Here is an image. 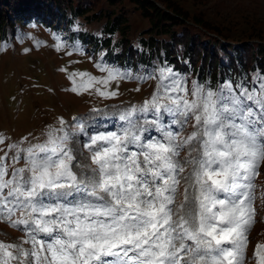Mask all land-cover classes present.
<instances>
[{"label": "snow or ice", "instance_id": "snow-or-ice-1", "mask_svg": "<svg viewBox=\"0 0 264 264\" xmlns=\"http://www.w3.org/2000/svg\"><path fill=\"white\" fill-rule=\"evenodd\" d=\"M98 69L104 78L69 74V91L115 98L108 85L132 79H156L157 88L120 113V131L90 133L74 118L78 132L70 133L61 118L43 143L9 145L11 158L0 156V222L24 239L0 243V264H245L253 181L264 164V73L250 89L225 82L213 90L197 82L189 88L166 64L135 78ZM188 124L187 136L170 127ZM151 129L159 137L145 139ZM75 136L87 137L83 161L69 147ZM254 259L264 264V246Z\"/></svg>", "mask_w": 264, "mask_h": 264}, {"label": "rangeland", "instance_id": "rangeland-1", "mask_svg": "<svg viewBox=\"0 0 264 264\" xmlns=\"http://www.w3.org/2000/svg\"><path fill=\"white\" fill-rule=\"evenodd\" d=\"M154 1L161 7H165L164 2L169 1L171 5L183 11V15L188 16L185 25L177 24L171 29L179 36L183 34L184 30L186 31L187 25L192 27L193 34L196 36L202 34L201 36L204 38L207 30L192 26V17L198 16L203 17L210 28L218 29L231 39H249L251 42L260 39L264 44V0ZM5 2V0H0V10L7 7ZM103 2L104 0H74V5L93 9L94 11L91 13H97L103 8H105L104 11L110 10L111 7H106ZM127 2L130 19L127 37L135 40L154 35L155 30L151 29L150 21L142 16L141 9L137 8L136 4ZM5 14L7 17H15L9 8L5 10ZM105 22L106 19H102L86 25H71L69 29L58 32L43 26L30 28L24 25L17 27L16 30H10V39L7 34L0 35V137L4 138V143L0 144V156L3 154V147L7 150L9 147L7 143L13 139L38 144L40 138L44 137L45 139L44 134L50 126L59 127L61 118L64 121L74 120V115L78 114L77 117L80 120L83 119L86 126L91 120L94 124L96 115H93L92 109H97L92 107L94 104H99V108H103L105 113L109 112L119 116L121 112L132 106V103L128 105L124 101L149 99V94L157 88L156 79H149L143 83L137 82L135 79L111 83L107 90L118 91L120 96L108 99L96 95L95 92L76 95L69 91L72 85L68 75L71 73L83 72L94 77L104 78L106 74L101 73L98 69L100 64L120 68L114 62L103 60L102 56L94 57L92 51L86 52L87 47L80 44L78 40L75 41L71 32L90 30L97 33ZM120 36L122 37V33ZM18 37H22V39H18ZM157 37L163 40L170 39L169 34L157 35ZM57 45H62V49L57 50ZM247 55H250L249 50H247ZM120 70L127 71L126 67H121ZM131 75L133 78L143 76V74L134 75L132 73ZM181 76L187 81L186 77ZM187 86L191 88L190 85ZM97 87H101L103 90L102 86ZM96 97L105 100L107 105L95 101ZM120 97L121 101H113ZM105 105L110 106L106 108ZM65 129L70 133L78 132L74 125L72 131L69 126ZM82 137L87 139L86 136L73 137L69 147L73 148L77 159L83 161V157L80 156ZM84 155H87L86 151H84ZM262 175H264V170ZM0 227L2 226L0 225ZM263 228L264 226L260 225L255 230V240L260 238ZM249 264H256V262Z\"/></svg>", "mask_w": 264, "mask_h": 264}, {"label": "trees", "instance_id": "trees-1", "mask_svg": "<svg viewBox=\"0 0 264 264\" xmlns=\"http://www.w3.org/2000/svg\"><path fill=\"white\" fill-rule=\"evenodd\" d=\"M7 7L0 10V34L4 33V26L9 22L13 25L16 20L27 19L28 12L39 15V22L47 27L57 30L67 15L72 19L84 17L87 22L106 19L102 25L101 34L91 31H80L79 35L73 34L75 40L97 53L105 50L106 61H113L122 67L137 66L141 61L148 68L154 67L153 61L159 58L161 64L170 66L174 71L184 74L188 84L193 82L217 89L225 82L232 84L242 83L249 89L252 88V80L258 73H264V44L257 39L252 42L249 39L242 40L228 37L218 29L210 28L203 17H192V26L205 31L204 38L192 33L187 26L182 35H177L171 30L177 24L185 25L188 16L169 1H165V7L159 6L154 0H104L103 4L111 7L99 12L82 5H74V0H5ZM136 4L141 9V14L148 19L154 35L142 38L143 49L132 44L129 35L130 19L128 17V2ZM13 5L14 7H12ZM13 12L7 17L5 10ZM91 13V14H90ZM86 15V16H85ZM22 16V17H21ZM15 19V20H14ZM119 42L115 41V35L121 34ZM169 34L170 39H159L157 35ZM114 43L121 45V53L113 50ZM249 50V56L247 55Z\"/></svg>", "mask_w": 264, "mask_h": 264}]
</instances>
